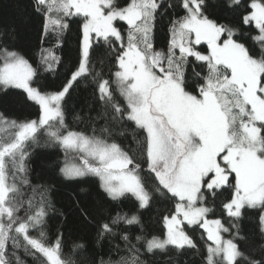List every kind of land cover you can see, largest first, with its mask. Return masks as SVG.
Instances as JSON below:
<instances>
[{"label":"snow or ice","instance_id":"obj_1","mask_svg":"<svg viewBox=\"0 0 264 264\" xmlns=\"http://www.w3.org/2000/svg\"><path fill=\"white\" fill-rule=\"evenodd\" d=\"M11 6L18 23L0 27V264H26L21 251L44 264H148L145 253L198 250L190 235L197 228L211 242L206 264H264V0H14ZM72 17L82 20L71 21L80 24V35L68 63L57 53ZM29 24L38 61L18 45ZM43 73L62 75L54 91ZM11 90L21 91L12 98ZM33 104L37 119L13 118L10 105ZM69 117L84 128L74 130ZM42 128L44 146L81 161L54 164L55 176L77 185L98 177L102 200L90 201L80 186L57 208L53 182L32 184L28 149L40 146ZM160 199L172 203L162 216L166 235L149 239L144 216ZM217 202L226 221L209 218ZM248 210L256 211L254 220ZM65 211L95 229L97 247L108 241L119 250L112 245L119 236L126 254L106 261L74 243L77 258L66 257L68 229L58 226L54 240L46 232L51 214L68 220Z\"/></svg>","mask_w":264,"mask_h":264},{"label":"trees","instance_id":"obj_2","mask_svg":"<svg viewBox=\"0 0 264 264\" xmlns=\"http://www.w3.org/2000/svg\"><path fill=\"white\" fill-rule=\"evenodd\" d=\"M14 0H0V27L10 26L13 24H17V16L15 9L11 6ZM121 4L127 2V0H119ZM231 18V17H229ZM82 17H72L70 18L71 30L66 33L65 46L63 49L58 50V55L62 56L63 59L71 63L78 49V37L80 35L79 23H71V21H80ZM226 22V21H222ZM35 25L29 24L27 27H23L20 30L18 37V45L21 50L28 51L32 58L36 61L39 59V47L38 41L34 32ZM258 34L256 31L252 32V35ZM49 46V45H45ZM201 50L206 48V45L199 46ZM32 62V60H30ZM34 63V67H35ZM62 79V75L58 78L55 74H42V82L49 85V91H54L56 85ZM13 92V97L15 98V94L19 93L21 90H11ZM85 86L81 85L80 95H85ZM71 107V105H70ZM10 110L12 112L13 118H17L19 120L26 119H37L39 116V106L38 105H29L27 107H22L18 105H10ZM70 126L74 130H80L84 128V125L78 121H72L71 117L68 118ZM103 121L97 124L99 127ZM37 136L40 138V146L33 145L28 150L32 153L31 160L29 161V178L32 184H46L48 182H53L56 186V191L53 194V202L55 203L57 208H64L65 204L68 201V194L78 191L80 186L88 188L89 195L88 199L92 202L100 201L104 198L103 189L100 187V181L95 176H90L84 178L87 180V183L84 185H77L75 183H69L66 181H62L55 176L54 173V164L63 165V163L67 162L68 159L78 161L79 157L71 156L68 154L65 155L63 148L60 147H48L44 146V141L47 139V131L45 129H40L37 133ZM25 198L32 195L31 189L25 187ZM224 197H221L223 200ZM128 204V201H124L121 205L125 207ZM172 209V203L170 201H166L163 199L157 200L151 211L146 212L144 216L145 224L147 232L150 233L149 239L152 235L158 236L160 238H164L166 235V230L164 227V223L162 220L163 215L169 214ZM52 219L48 221V226L46 229L47 238L49 240H54L56 228L60 225H64L68 230L65 232V236L67 237V242L64 247L65 256L73 255L72 254V245L74 243H84L89 250L90 254L99 253V256L104 260L117 261L119 258L126 254L124 251L125 243L119 239V236L112 240V245H119V250L115 247L110 246L108 241L101 242L100 246L96 245V232L95 229L89 225H84L80 223H76L71 219V215L65 211V215L69 217L68 220H65L63 217H60L58 214L53 213ZM257 213L255 210H248V217L252 220L255 219ZM211 218H219L222 221H226L227 215L226 212H223L219 207V202L215 206V215H211ZM227 226V224H226ZM250 223L248 221L245 222V229L247 230L250 227ZM63 230V229H62ZM36 233L34 232L33 235ZM140 235V232L137 230L133 233V236ZM190 235L193 236L194 240L197 242L198 250L186 249L181 251H176L171 246L166 251H157L154 254L145 253L142 256V259H146L148 264H206V256H207V244H210V241H206V234L203 229L197 228L194 232H190ZM204 236V239H201V236ZM225 239L230 238L229 233H223ZM133 243H136L135 239H133ZM137 247H140L137 244ZM241 248L246 252H250V248H245L243 244H241ZM79 250H77L78 252ZM143 252V249H141ZM258 255V254H257ZM21 258L26 261V264H44V259L41 257L40 259L34 260L31 256H25L23 251H21ZM77 257L73 255V259Z\"/></svg>","mask_w":264,"mask_h":264},{"label":"rangeland","instance_id":"obj_3","mask_svg":"<svg viewBox=\"0 0 264 264\" xmlns=\"http://www.w3.org/2000/svg\"><path fill=\"white\" fill-rule=\"evenodd\" d=\"M201 46V45H200ZM71 156H76V157H78L75 153H69ZM68 163H74V164H79V163H81V161H80V159L78 160V161H75V160H71V159H68V161H67ZM98 178V177H97ZM99 179V178H98ZM210 219H212L211 217H209ZM222 235H223V233H222ZM165 238V237H164ZM164 238H161V239H164Z\"/></svg>","mask_w":264,"mask_h":264}]
</instances>
